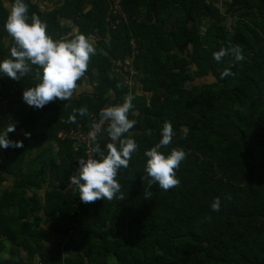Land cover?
Masks as SVG:
<instances>
[{"label": "trees", "instance_id": "16d2710c", "mask_svg": "<svg viewBox=\"0 0 264 264\" xmlns=\"http://www.w3.org/2000/svg\"><path fill=\"white\" fill-rule=\"evenodd\" d=\"M219 2L122 0L128 19L113 28L110 0H64L48 11L26 0L54 38H71L75 28L97 51L74 95L43 108L22 99L39 82L36 66L21 80L0 75V128L14 123L9 138L22 141L0 148V264H264V0ZM6 16L0 3V59L14 46ZM229 44L244 59L215 61L213 51ZM226 67L234 75L221 77ZM127 94L138 150L116 177L124 199L82 202L69 177L87 156L57 133L88 129L106 102ZM81 106L83 116L74 112ZM165 121L176 135L162 151L187 152L180 183L168 190L149 186L144 167ZM107 126L95 139L102 149Z\"/></svg>", "mask_w": 264, "mask_h": 264}, {"label": "clouds", "instance_id": "9594fccd", "mask_svg": "<svg viewBox=\"0 0 264 264\" xmlns=\"http://www.w3.org/2000/svg\"><path fill=\"white\" fill-rule=\"evenodd\" d=\"M7 8V16L3 28L14 41L10 48V57L0 59V75L21 80L37 68L39 82L28 86L22 91L23 101L33 108H43L54 99L67 100L74 95L78 81L85 76L91 56L96 54V46L90 34L72 30L71 38H54L47 31V24L35 13L29 15L26 0H0ZM226 56L233 61L244 59L239 46L220 47L212 53L215 61L221 62ZM234 75L231 67H226L220 73L221 77ZM133 94H127L122 103L106 106L100 109V119L109 121L107 135L110 141L102 149L99 144L93 149L97 157H81L75 174L69 177V187L75 186L82 202H93L97 199L118 201L124 199L121 184L116 178L118 171L127 168L133 153L138 150V143L130 130L137 123L129 118V113L135 114ZM87 106L74 109L81 116L87 113ZM75 121L76 116L69 117ZM96 125H93L95 128ZM15 124L10 123L0 128V148L22 147V141L12 140L9 133L14 131ZM185 134L187 128L184 129ZM26 137L31 132H25ZM96 132L90 133L93 140ZM176 133L171 122L165 121L160 129L157 143L144 150L145 172L150 179L149 186L158 184L168 190L180 183L177 175L181 162L186 159L187 152L183 147H171L169 151L163 148L173 144ZM221 198L215 197L210 204L213 211H219Z\"/></svg>", "mask_w": 264, "mask_h": 264}, {"label": "built area", "instance_id": "2783aa9c", "mask_svg": "<svg viewBox=\"0 0 264 264\" xmlns=\"http://www.w3.org/2000/svg\"><path fill=\"white\" fill-rule=\"evenodd\" d=\"M110 3H111V14L115 16V18L112 19L110 23H111V26L115 28L117 24L120 23L122 20H127L128 15L123 8L122 0H110ZM201 33H204V32L201 31ZM135 52L137 51L134 50L133 55L127 60L128 65H129L128 67L130 69V75L127 78V82L130 85L133 84V81L130 79V77H132L136 73V70L133 66V59H134ZM118 103H122V102L121 101H117L115 103L106 102L103 107L115 105ZM106 123H109L107 119H104V120L99 119L95 123L96 125L95 128H93V125H92L88 129H85L83 125L79 123L70 128L61 129L60 131H58L57 137L60 140H65V139L72 140L74 142L75 149L76 150L82 149L85 152L87 158L91 156L97 157L98 154L94 153L93 151V149L95 148V140L91 138L90 133L95 131L97 134L99 130L101 129V127Z\"/></svg>", "mask_w": 264, "mask_h": 264}, {"label": "crops", "instance_id": "0c3cea01", "mask_svg": "<svg viewBox=\"0 0 264 264\" xmlns=\"http://www.w3.org/2000/svg\"><path fill=\"white\" fill-rule=\"evenodd\" d=\"M33 1L38 3L42 9L47 10V11L53 9L55 6H60L64 2V0H33ZM63 22L74 25V22L70 19H64ZM92 40L94 41V38H92ZM82 88L89 89L90 88L89 83L85 81Z\"/></svg>", "mask_w": 264, "mask_h": 264}, {"label": "rangeland", "instance_id": "374dc122", "mask_svg": "<svg viewBox=\"0 0 264 264\" xmlns=\"http://www.w3.org/2000/svg\"><path fill=\"white\" fill-rule=\"evenodd\" d=\"M229 1L230 0H220L219 5L221 6L222 9H224V8H226L228 6ZM223 20L228 25V27H230L232 19H230L228 16H226ZM202 31L205 32V27L202 28ZM10 184H11V182H9L7 185H10Z\"/></svg>", "mask_w": 264, "mask_h": 264}]
</instances>
